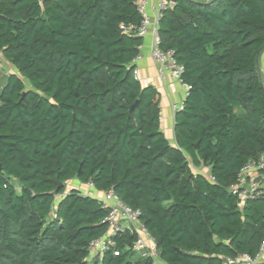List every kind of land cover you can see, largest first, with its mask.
<instances>
[{"label":"trees","instance_id":"16d2710c","mask_svg":"<svg viewBox=\"0 0 264 264\" xmlns=\"http://www.w3.org/2000/svg\"><path fill=\"white\" fill-rule=\"evenodd\" d=\"M141 20L137 0H0V54L16 69L0 84V264H152L134 256L135 230L88 257L108 210L66 189L72 179L138 210L166 264L258 252L264 196L241 203L230 186L264 152V0H174L162 11L158 46L188 85L174 145L160 92L133 76Z\"/></svg>","mask_w":264,"mask_h":264},{"label":"built area","instance_id":"2783aa9c","mask_svg":"<svg viewBox=\"0 0 264 264\" xmlns=\"http://www.w3.org/2000/svg\"><path fill=\"white\" fill-rule=\"evenodd\" d=\"M174 0H157L156 16L152 18L147 13L148 0H137L138 11L142 15L140 25L135 29V34L138 36L151 35V52L150 55L154 60L159 77L163 78L169 72L171 78L181 85H183L185 94H187L188 85L183 83L180 74L182 66L173 57V51H163L159 48V38L157 34L158 20L161 13L167 7L172 6ZM128 27L126 31H130ZM141 58V54L132 61L135 65L133 69V76L139 80L141 84L146 83L139 77V69L136 62ZM172 110L175 112L181 107L176 103H172ZM208 169V168H207ZM264 170V152L255 160H249L247 164L240 170L237 181L230 186V191L235 194L241 203L246 198L262 195L264 196V182L254 176V172H261ZM81 191L97 198L101 204L107 208L108 213L104 221L107 223L108 229L106 233L98 238L92 239L88 246V257L92 258L96 255L102 254L109 246L113 245L111 236L116 232H123L125 230L137 231V238L133 242L131 248L142 258H149L152 264H157L159 260L158 252L155 248L153 238L147 231L145 226L139 221V211L131 208L124 203L113 190L98 191L93 183L88 182L84 185ZM264 251V240L260 244L259 250L254 257L247 254L238 255L234 260L228 261V264H254L260 254ZM118 254L117 251H114Z\"/></svg>","mask_w":264,"mask_h":264},{"label":"crops","instance_id":"0c3cea01","mask_svg":"<svg viewBox=\"0 0 264 264\" xmlns=\"http://www.w3.org/2000/svg\"><path fill=\"white\" fill-rule=\"evenodd\" d=\"M156 4L157 0H148L147 4V13L155 18L156 16ZM151 35L147 34L143 37V43L140 47L141 58L136 62V65L139 69V77L142 80H145L146 83L153 85L161 94L160 99V127L166 136L168 142L171 145L175 144L174 139V111L172 110V103H176L178 106L182 104L183 99L185 98V90L183 85L179 82L173 80L167 72L163 78L159 77L157 73V68L154 60L152 59L151 52ZM258 71L260 74L261 82L264 86V49L258 56ZM0 77L2 75L6 76L9 73L16 72L15 67L7 61L0 54ZM207 168V167H203ZM200 172L201 168H198ZM204 173V172H202ZM208 174V173H204ZM254 176L264 182V170L259 172H254ZM83 186V184H81ZM82 186H76L78 189H82ZM157 264H166L162 260H158ZM254 264H264V251L260 254L258 259Z\"/></svg>","mask_w":264,"mask_h":264},{"label":"rangeland","instance_id":"374dc122","mask_svg":"<svg viewBox=\"0 0 264 264\" xmlns=\"http://www.w3.org/2000/svg\"><path fill=\"white\" fill-rule=\"evenodd\" d=\"M0 71L2 72V69L0 67ZM5 80H6V77L4 75H2L0 77V84H3L5 83ZM197 171L198 168L196 169ZM201 171L204 172V173H208V169L207 168H201ZM76 186H82L77 180L75 179H72V180H69L67 183H66V189H70V188H76ZM84 185L82 186V189H84ZM135 257H137V254L135 253L134 254Z\"/></svg>","mask_w":264,"mask_h":264},{"label":"water","instance_id":"95a60500","mask_svg":"<svg viewBox=\"0 0 264 264\" xmlns=\"http://www.w3.org/2000/svg\"><path fill=\"white\" fill-rule=\"evenodd\" d=\"M256 65H257V68H258V61L256 62ZM0 172H2V168L1 167H0ZM56 183H57L58 187L63 185V183L58 182V181H56ZM224 260L227 261V259H224Z\"/></svg>","mask_w":264,"mask_h":264}]
</instances>
